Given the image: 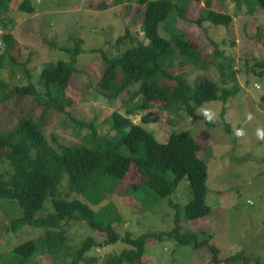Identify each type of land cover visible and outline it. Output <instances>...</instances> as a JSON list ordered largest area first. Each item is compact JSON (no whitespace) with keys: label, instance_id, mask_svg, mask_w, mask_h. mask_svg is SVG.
<instances>
[{"label":"rangeland","instance_id":"rangeland-1","mask_svg":"<svg viewBox=\"0 0 264 264\" xmlns=\"http://www.w3.org/2000/svg\"><path fill=\"white\" fill-rule=\"evenodd\" d=\"M23 1L11 0L8 11L3 13L0 8L3 20L0 23V55H3L0 82L8 85L5 90H0V134L12 130L35 105L33 97L20 98L10 94L13 87L27 85L26 69L30 81L38 91L44 92L40 82L44 65L68 60L69 54L61 47L72 49L75 38L82 40L81 55L77 59L78 71L67 94L76 101L72 113L78 120L94 122L98 132L110 133L108 119L113 112H118L153 133L160 143H166L173 132L188 134L203 146L201 157L208 166L207 203L212 213L193 221L186 220L184 215L185 205L193 198L186 179L171 198H159L144 189L141 197L147 201L146 206L134 196L120 197L117 191L107 194L101 204L94 206L73 183L70 185L66 176L58 196L67 201H84L94 211L112 203L119 215L114 229L120 239L115 244L104 245L105 234H99L83 220L71 221L65 248L57 259L70 262L74 248L85 239L93 238L95 245L79 264H107L110 257L120 256L129 249L123 241L127 232L138 238L146 233L170 231L177 212L168 202L173 199L179 204L183 233L196 234L202 245L195 248V242L180 245L175 239H149L145 255L138 264H264V109L261 101L264 68L258 65L264 61V9L255 6L252 0H242L239 5L236 0H212L211 9L231 16V23L224 26L202 22L197 26L193 20H197L207 0H194L188 15L191 20H176V26L204 54V63L199 67L176 63L169 72L185 74L190 84L207 77L229 90L226 103L203 104L196 109V114L203 119H195L187 112L158 106L138 111L136 106L140 105L142 96L134 99L133 104L124 106L128 95L108 100L95 89V85L94 88L91 86V80L96 82L104 70V66L98 63L101 61L99 52L109 56L123 52L126 47L117 45V39L125 35L126 29L134 37L147 42L141 32L146 7L137 0L124 5H115L113 0H29L33 12L19 8ZM103 1L106 7H99ZM160 33L167 39L170 37L164 26ZM9 36L11 41L6 46L4 39ZM138 88L139 84H135L130 91L135 92ZM131 107L136 114L129 116L126 110ZM142 116L148 121L142 122ZM205 120L211 124H206ZM44 133L49 143L61 150L60 144L82 143V138L90 130L74 125L67 116L51 110L45 120ZM7 171H11V167L4 161L0 172ZM138 180L133 165L121 187ZM52 210L50 199H47L38 217H44ZM20 216L21 209L17 204L0 199V264H15L11 263L15 258L12 251L17 245L44 237L42 228L13 229L12 222ZM43 241L35 240L40 248L44 246ZM211 247L216 248L218 254ZM230 256H236L237 260L224 261ZM53 260L44 249L31 257L27 264H54Z\"/></svg>","mask_w":264,"mask_h":264},{"label":"trees","instance_id":"trees-1","mask_svg":"<svg viewBox=\"0 0 264 264\" xmlns=\"http://www.w3.org/2000/svg\"><path fill=\"white\" fill-rule=\"evenodd\" d=\"M131 1L113 0V3L124 5ZM137 1L146 7L141 32L147 42L134 37L126 29L125 35L117 39V45L126 47L123 52L115 56L99 52L101 61L98 63L104 66V70L96 82L91 80V86L94 88L95 85V89L108 100L128 95L124 106L133 104L134 99L142 96L140 105L136 106L138 111L158 106L187 112L195 119H203L196 114V109L203 104L213 101L226 103L229 90L209 78L201 77L190 84L185 74L169 72L176 63L185 67H199L204 63V54L176 26L178 19L186 22L191 20L188 15L194 0ZM236 1L239 5L242 0ZM252 1H255V6L264 9V0ZM10 2L11 0H0L2 13L8 11ZM211 3L212 0L206 1L204 9L193 23L197 26H201L202 22L228 26L232 21L231 16L213 11ZM102 6L106 7L104 1L99 4V7ZM19 8L22 11H34L29 0H24ZM0 23H3L1 17ZM163 26L170 35L168 39L160 33ZM10 41L11 36L4 39L6 46ZM73 41L72 49L61 47L69 54L68 60L61 59L44 65L40 74L44 92L38 91L30 81L27 69V85L13 87L10 91L16 97H33L37 103L31 106V112L26 118L20 119L12 130L0 134V166L7 161L11 167V171L0 172V199L14 202L21 209V216L11 224L13 229L20 230L29 226L45 230L44 237L35 239H44L43 247H38L34 239L25 240L12 251L15 258L11 263L27 264L31 257L45 249L54 258V264H79L95 245L93 238L85 239L74 248L70 262L57 259L65 248L67 228L71 221L83 220L99 234H105L104 245L117 243L120 236L115 231L114 224L119 221V215L115 206L108 203L98 211L90 206L101 204L107 194L115 191L120 197L134 196L142 206H146L147 201L141 197L144 189L159 198H171L179 184L186 179L193 195L184 207L186 220H197L212 213V208L207 203L208 166L201 157L203 146L196 138L173 132L166 143H160L153 133L118 112H113L108 119L109 132L115 134H102L98 132L94 122L78 120L74 116L72 109L76 101L67 92L78 71L76 66L81 55L82 40L73 38ZM2 58L3 55H0V66ZM258 65L264 68V61ZM89 76L95 80L92 74ZM135 84H139V88L131 92L130 88ZM7 87V83L0 82V90ZM261 101L264 109V94ZM51 110L67 116L80 128H88L90 133L82 138V143L60 144L61 150L55 149L44 133L45 120ZM126 113L129 116L136 114L134 107L128 108ZM141 121L147 122L148 118L142 116ZM205 121L206 124H211L209 120ZM133 165L139 180L122 188L121 184ZM66 176L70 185L73 183L90 204L81 200L67 201L58 196L59 187ZM47 199H50L53 210L44 217H38ZM168 202L177 211L174 227L170 231L146 233L138 238L127 232L123 241L129 249L124 250L120 256L110 257L107 264L140 263L149 239H175L180 245L195 242V248L202 245L197 241L196 234L183 233L179 204L173 199ZM211 249L218 254L216 248ZM236 260V256H230L224 261L228 263Z\"/></svg>","mask_w":264,"mask_h":264},{"label":"clouds","instance_id":"clouds-1","mask_svg":"<svg viewBox=\"0 0 264 264\" xmlns=\"http://www.w3.org/2000/svg\"><path fill=\"white\" fill-rule=\"evenodd\" d=\"M239 134V133H238Z\"/></svg>","mask_w":264,"mask_h":264}]
</instances>
